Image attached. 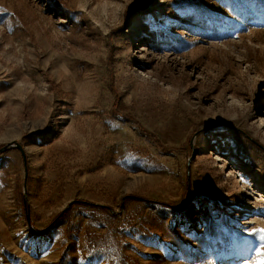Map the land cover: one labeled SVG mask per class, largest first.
Wrapping results in <instances>:
<instances>
[{"label":"rangeland","instance_id":"obj_1","mask_svg":"<svg viewBox=\"0 0 264 264\" xmlns=\"http://www.w3.org/2000/svg\"><path fill=\"white\" fill-rule=\"evenodd\" d=\"M16 141L0 264H99L88 228L133 264H264V0H0V148Z\"/></svg>","mask_w":264,"mask_h":264},{"label":"trees","instance_id":"obj_2","mask_svg":"<svg viewBox=\"0 0 264 264\" xmlns=\"http://www.w3.org/2000/svg\"><path fill=\"white\" fill-rule=\"evenodd\" d=\"M146 201L149 202L148 200ZM149 203L153 209H159V212L158 215L156 214L155 216H152L143 222L144 225H148V231L152 232L153 229H155V231L157 233H161L165 239L178 242V236L171 230V228L167 224V216L165 215L166 211L160 207L161 203L157 201H150ZM68 211L69 210L61 214L60 218L57 219L55 223L63 220L64 215ZM203 214L205 215V218L208 219L209 225L206 228L205 233L200 238V242L206 245V236L210 233L209 236L211 237V240H213L215 238V230L213 227V219L206 213L205 210ZM85 241L90 253V257H98L100 259H103L104 261H106V264H133L130 261L129 257L125 256L122 253L119 245L115 242L113 233L110 231L94 232L90 228H88V230L86 231ZM197 254H200V250L197 251Z\"/></svg>","mask_w":264,"mask_h":264},{"label":"crops","instance_id":"obj_3","mask_svg":"<svg viewBox=\"0 0 264 264\" xmlns=\"http://www.w3.org/2000/svg\"><path fill=\"white\" fill-rule=\"evenodd\" d=\"M85 217V216H84ZM89 217L91 218V215L90 216H86L85 217V219H89ZM85 223V222H84ZM87 223V222H86ZM83 226H84V224H83ZM78 241H79V239H77ZM77 240H74V241H77ZM80 240H82V237H81V239ZM67 245H69V244H67ZM92 263H96L95 261H93V260H90V258H89V256H88V254H87V252H86V254H85V256L83 257V259L81 260V262H80V264H92ZM75 264H77V263H75ZM99 264H106V261H104L103 259L99 262Z\"/></svg>","mask_w":264,"mask_h":264},{"label":"water","instance_id":"obj_4","mask_svg":"<svg viewBox=\"0 0 264 264\" xmlns=\"http://www.w3.org/2000/svg\"><path fill=\"white\" fill-rule=\"evenodd\" d=\"M14 146H17L21 151H23V147L19 144V142H11L9 144H7L6 146H3L0 148V153L4 152L5 150H7L8 148L10 147H14ZM73 202V201H72ZM72 202H70L69 205L72 204ZM28 221L30 222V218L28 217Z\"/></svg>","mask_w":264,"mask_h":264}]
</instances>
